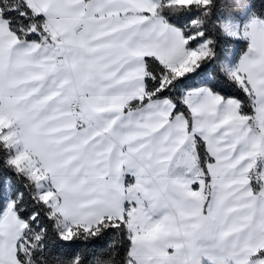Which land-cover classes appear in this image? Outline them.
Listing matches in <instances>:
<instances>
[{
	"label": "snow or ice",
	"instance_id": "1",
	"mask_svg": "<svg viewBox=\"0 0 264 264\" xmlns=\"http://www.w3.org/2000/svg\"><path fill=\"white\" fill-rule=\"evenodd\" d=\"M241 8L0 0V264H264V0Z\"/></svg>",
	"mask_w": 264,
	"mask_h": 264
},
{
	"label": "trees",
	"instance_id": "2",
	"mask_svg": "<svg viewBox=\"0 0 264 264\" xmlns=\"http://www.w3.org/2000/svg\"><path fill=\"white\" fill-rule=\"evenodd\" d=\"M248 2V0H227V3H229L232 6V11L239 12L242 11L241 5H244ZM239 47L246 48L247 42L246 41H240Z\"/></svg>",
	"mask_w": 264,
	"mask_h": 264
},
{
	"label": "rangeland",
	"instance_id": "3",
	"mask_svg": "<svg viewBox=\"0 0 264 264\" xmlns=\"http://www.w3.org/2000/svg\"><path fill=\"white\" fill-rule=\"evenodd\" d=\"M177 2H179V3H185L186 0H177Z\"/></svg>",
	"mask_w": 264,
	"mask_h": 264
}]
</instances>
